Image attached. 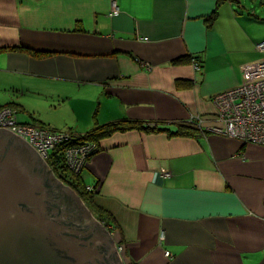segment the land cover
Instances as JSON below:
<instances>
[{
    "label": "crops",
    "instance_id": "obj_1",
    "mask_svg": "<svg viewBox=\"0 0 264 264\" xmlns=\"http://www.w3.org/2000/svg\"><path fill=\"white\" fill-rule=\"evenodd\" d=\"M114 1L120 13L110 16ZM258 2L0 0V89L21 90L14 107L29 123L83 136L93 126L79 125L80 105L108 111L101 124L175 131L176 122L204 121L193 138L117 133L89 159L82 176L95 205H84L123 264H264V145L212 130L213 97L264 56ZM31 95L71 107L76 130L46 122L23 101Z\"/></svg>",
    "mask_w": 264,
    "mask_h": 264
},
{
    "label": "water",
    "instance_id": "obj_2",
    "mask_svg": "<svg viewBox=\"0 0 264 264\" xmlns=\"http://www.w3.org/2000/svg\"><path fill=\"white\" fill-rule=\"evenodd\" d=\"M0 131L15 135L40 157L12 130L0 128ZM7 146L0 151V167L7 162ZM26 150L16 147L13 155H9L12 164L9 170L0 168V264H113L109 258L111 254H115L118 264H123L110 234L92 217L88 208V222L104 230L108 252L100 248L96 243L98 237L91 235L88 229L79 226L74 231L64 225L60 208L57 207L56 216H52L50 209L54 200L50 199L46 177L36 173L34 162L30 160L35 155ZM65 187L86 207L77 193ZM85 235L90 237L89 241L83 238Z\"/></svg>",
    "mask_w": 264,
    "mask_h": 264
},
{
    "label": "built area",
    "instance_id": "obj_3",
    "mask_svg": "<svg viewBox=\"0 0 264 264\" xmlns=\"http://www.w3.org/2000/svg\"><path fill=\"white\" fill-rule=\"evenodd\" d=\"M119 13L120 8L114 1L110 16H117ZM257 48L264 54V42L258 43ZM213 102L218 110L220 123L218 127L212 128L215 133L247 143L264 145V56L258 61L244 65L242 82L225 94L215 95ZM191 121L199 125L204 122L200 117H194ZM0 128H7L21 136L42 159H47L57 146L74 140L76 145L66 150L65 158L70 169L78 174L82 173L89 158L99 151L98 145L93 142L77 144V139L67 131L21 123L17 111L8 107L0 109ZM119 249L123 250V247ZM166 256L171 257L172 254L167 251Z\"/></svg>",
    "mask_w": 264,
    "mask_h": 264
},
{
    "label": "trees",
    "instance_id": "obj_4",
    "mask_svg": "<svg viewBox=\"0 0 264 264\" xmlns=\"http://www.w3.org/2000/svg\"><path fill=\"white\" fill-rule=\"evenodd\" d=\"M224 0H220V2ZM217 17V13L213 15L212 21L215 20ZM187 61L186 58H181L178 60V63H185ZM4 107H14V104H8L5 106L0 107V109ZM15 108V107H14ZM18 112V111H17ZM33 118L32 115H30ZM96 125L88 131L83 136H76L78 141H86L96 143L98 146L101 141L106 140L117 133H125L129 131H146L148 133H160V132H167L170 136H177V137H188L193 138L197 137L202 133V129L198 127L193 121L191 122H176L174 125L176 126L175 131H171L169 128H165L164 126L167 123L164 122H156L154 123V127L147 125V123L143 121H134V120H120L114 123L103 124L100 125L98 120L95 121ZM39 127H46L41 123H33ZM51 129V128H50ZM53 130V129H52ZM76 145L73 142L63 143L57 146L50 154L49 158V165L52 171L60 178L66 185L70 186L86 203H93V198L91 193L87 190V184L85 179L83 178L82 174L76 175L67 167L65 153L66 150ZM86 184V185H85Z\"/></svg>",
    "mask_w": 264,
    "mask_h": 264
},
{
    "label": "flooded vegetation",
    "instance_id": "obj_5",
    "mask_svg": "<svg viewBox=\"0 0 264 264\" xmlns=\"http://www.w3.org/2000/svg\"><path fill=\"white\" fill-rule=\"evenodd\" d=\"M196 117H198V116H196ZM194 123L196 125H198V127H200L201 129L203 128V124L199 125L196 122H194ZM73 136L76 138L75 135H73ZM73 142H74V140H73ZM84 142H86V141H78L77 140V144H81ZM6 144L8 145L7 146V148H8L7 154L8 155L5 156V160H7V162L5 165L0 167L1 170H4V171H6L7 169L9 170L10 166H12L10 160H8V159L10 158L9 155L10 156L13 155L14 149H16V147L23 148L24 150L27 149L28 151L30 150L32 152V154L35 155L34 158L30 159V160L31 161L33 160V162H34V167L36 169V173L42 177H46L45 179H46L47 185L50 189V192H49L50 193V199L52 198V200H54V203H52L53 208L50 209L52 216L55 217L56 216V214H55L56 208L57 207L60 208V215L62 216L61 220L64 223V225H69L70 229L71 230L74 229V231L79 226H81L80 227L81 229L82 228L88 229L89 232L91 233V235H95L96 237H98L99 240L96 243H98L100 248H102L104 251L108 252V249H110V248L108 245L109 243H107V241H105L103 239V236L105 235L104 230L101 228V226L93 225V224L91 225L88 222L90 214L87 211L86 207H84L80 203V201L71 192H69L66 189V187L64 186L66 184L60 178H58L57 175L52 170L50 171V169L47 168V166H46L45 162L42 160V158L37 156L29 147H27L25 145V143H23L21 141V139L19 140V138L16 137L15 135H13L9 132H6V131H0V151L4 149V146ZM29 154H30V152H29ZM31 157H33V156L31 155ZM83 171H84V169H83ZM62 183H64V185ZM56 219H59V218H56ZM82 224H85V225H82ZM86 232H88V231H86ZM85 236L86 237L83 236V238L86 239V241H89L90 237H87L88 235H85ZM88 249H90V247H88ZM109 258L113 262V264H118V262L116 261L115 254H111Z\"/></svg>",
    "mask_w": 264,
    "mask_h": 264
},
{
    "label": "rangeland",
    "instance_id": "obj_6",
    "mask_svg": "<svg viewBox=\"0 0 264 264\" xmlns=\"http://www.w3.org/2000/svg\"><path fill=\"white\" fill-rule=\"evenodd\" d=\"M258 1L259 2H258V6L257 7H258V10H259V14H260L261 11L264 12V5L261 4L262 0H258ZM263 17H264V14H263ZM262 20H264V19H262ZM257 27H259L261 29L262 34H264V24H261V25L259 24V25H257ZM259 51H261V53L263 52L261 49ZM18 90H20V89H18ZM18 90L17 91H13V90H10V89H8V90L0 89V104H5L7 102H14V105H15L18 102L20 103L21 100H22L23 93L20 95L21 92H18ZM25 94H26V92H25ZM23 101H27L31 105H35L38 108V112H39L40 116L46 122L47 121L51 122V120L54 118L58 123L61 122V124H71L72 123L73 125H69V127L75 129V126H76L75 124H76L77 118L74 119V117H75L74 116V112H73L72 115H70V112L72 111L71 107H63V108H61V106H59L60 104L59 103L57 104L56 101H52V102L48 103L44 99H42V98L39 99V97H37L35 95H31V97L27 96L26 98L23 99ZM73 103L76 104V105H78V100L74 101ZM109 107H110V105H109ZM4 108H7V107H4ZM8 108H10V109H12L14 111H17L16 108H18V107H16V108H14V107H8ZM76 110H77V113H76L77 116L76 117H78L79 120H80V122H79V125L80 126H84V125H86V123H88V124H90V126H93L94 127L96 125V122L95 121L98 120V123H99L101 120H103V117H107V115L105 113H108V111H105L104 112V110H105L104 108L98 107V106H96L92 111H88V109H86L85 107H83L82 105H80V106L76 107ZM64 112H67L68 113V116ZM100 114H101L100 117H102V118L99 117ZM88 115H90L89 118H88ZM70 118H73V119H70ZM29 119L30 118L28 117V115H26V114H24L22 112L21 113H18V120L21 123H29L28 122ZM99 124L100 125H103L105 123H102L101 124V122H100ZM49 158H50V155H49V157L47 159H42V160L45 162V164L47 165V167L51 171L52 169H51V167L49 165ZM66 164H67V162H66ZM67 167L70 169V167L68 166V164H67ZM70 171L73 172V170H71V169H70ZM73 173L76 174V175H80L81 174V173L78 174V173H75V172H73ZM86 182H88L87 179H86ZM65 186H68V185H65ZM68 187L70 189H72L70 186H68ZM87 189H88L89 193L92 192V190L89 189L88 187H87ZM91 195H92V198H93V193H91ZM81 200L83 201L84 204H89V205L93 206V203L92 204L91 203H86V202H84V200L82 198H81ZM88 211L90 212V214L93 217L94 214H93L92 210H89L88 209ZM98 222L100 223V221H98Z\"/></svg>",
    "mask_w": 264,
    "mask_h": 264
},
{
    "label": "bare ground",
    "instance_id": "obj_7",
    "mask_svg": "<svg viewBox=\"0 0 264 264\" xmlns=\"http://www.w3.org/2000/svg\"><path fill=\"white\" fill-rule=\"evenodd\" d=\"M84 141H86V139L84 140ZM88 141V140H87ZM100 151V150H99ZM90 159V158H89ZM89 161V160H88ZM86 185V184H85ZM88 190V189H87ZM94 191V190H93ZM93 204L95 205V203L93 202ZM92 207V206H91ZM97 208H98V206H97ZM100 208V207H99ZM98 208V209H99ZM94 209V208H93ZM100 210H101V208H100ZM97 211H99V210H97ZM101 211H104V209L103 210H101ZM105 212V211H104ZM99 214H100V212H99Z\"/></svg>",
    "mask_w": 264,
    "mask_h": 264
}]
</instances>
